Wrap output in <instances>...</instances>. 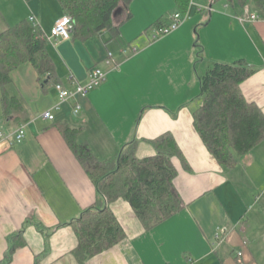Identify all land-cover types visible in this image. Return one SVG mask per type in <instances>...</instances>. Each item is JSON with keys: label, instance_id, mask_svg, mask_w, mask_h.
Segmentation results:
<instances>
[{"label": "crops", "instance_id": "1", "mask_svg": "<svg viewBox=\"0 0 264 264\" xmlns=\"http://www.w3.org/2000/svg\"><path fill=\"white\" fill-rule=\"evenodd\" d=\"M190 3V20L157 43L145 31L153 19L137 25L135 13L119 38L105 31L86 41L52 39L48 51L65 89L85 85L97 68L105 72L106 80L85 99L61 104L55 83L45 78L43 85L30 63L11 73L7 87L18 108L4 107L0 85V131L26 130L22 143L13 136L0 143V264H264V142L227 170L203 143L193 117L201 102L199 75L212 63L239 60L256 69L241 90L264 113V7L207 0L194 13L197 3ZM123 8L114 15L116 24L126 15ZM63 12L59 0H0V39L22 23H36L49 36ZM246 14L258 20L242 22ZM77 103L82 111L75 115ZM46 111L54 121L43 118ZM61 122L78 130V142L89 144L100 160L134 141L137 158L153 157L150 141L172 134L184 156L172 160L181 211L147 230L129 202L108 203L125 237L80 263L71 224L100 195Z\"/></svg>", "mask_w": 264, "mask_h": 264}, {"label": "trees", "instance_id": "2", "mask_svg": "<svg viewBox=\"0 0 264 264\" xmlns=\"http://www.w3.org/2000/svg\"><path fill=\"white\" fill-rule=\"evenodd\" d=\"M174 1L178 13L188 15L192 7L190 0ZM214 1H225L243 9L252 3L264 7V0ZM59 2L71 19L73 40L86 41L105 31L119 38L123 24L133 18V0ZM122 7L126 15L116 24L114 15ZM169 22L170 16L157 21L154 24L156 31ZM49 42L32 23L19 24L1 35L0 85L4 107H19V100L9 95L7 87L12 82L11 73L23 64L33 65L43 85L46 86L47 80L49 84H59L48 51ZM255 71L246 61L239 60L231 64L212 63L199 75L201 102L193 113L194 126L209 152L227 170L234 169L239 159L247 157L264 142V113L257 105L248 102L241 90V84ZM7 111L5 109V113ZM58 126L100 195L96 204L71 224L79 237L76 256L80 263L114 247L125 237L108 203L121 198L129 202L147 230L181 211L183 200L175 187L177 170L172 160L175 157L184 159V156L172 134L165 133L150 141L156 150L153 157L137 158L139 143L134 141L118 156L100 160L89 144L78 142V130L71 129L67 123L61 122Z\"/></svg>", "mask_w": 264, "mask_h": 264}, {"label": "built area", "instance_id": "3", "mask_svg": "<svg viewBox=\"0 0 264 264\" xmlns=\"http://www.w3.org/2000/svg\"><path fill=\"white\" fill-rule=\"evenodd\" d=\"M189 16L182 15L179 13H176L170 17V22L167 26L163 27L160 30L156 31V38L164 37L171 35L173 32L177 31L186 21L187 17ZM32 22H35V18H31ZM258 20V17L253 14H246L245 17L241 18L242 22H256ZM34 26L37 27L38 25L34 23ZM70 27H71V19L69 15L66 12H63L61 16L57 19L54 28L51 31V34L49 36H46L49 41H52V39H64L69 40L71 39L70 35ZM124 53H127L126 50ZM109 58H112V54L109 53ZM110 63V62H109ZM106 80V74L101 69H95L89 76L88 82L85 85L78 84L76 86V89L71 91L65 89L61 84H57L55 86L56 93L59 97V102L65 103L68 102L71 99H85L88 94L95 88L99 87L104 81ZM60 107L57 106L56 110H59ZM82 111V106L77 103L74 107V114L78 115ZM43 118L47 119L49 121H54L55 116L52 113V111H46L43 113ZM11 136L14 137L17 143H22L26 138V130L25 127H20L17 129L13 134H7L3 131H0V143L3 141H6ZM243 253L239 252L238 256H242Z\"/></svg>", "mask_w": 264, "mask_h": 264}, {"label": "rangeland", "instance_id": "4", "mask_svg": "<svg viewBox=\"0 0 264 264\" xmlns=\"http://www.w3.org/2000/svg\"><path fill=\"white\" fill-rule=\"evenodd\" d=\"M173 2H174L173 0H133V2L131 4V11H132L133 15L136 14L137 25H139V23L142 21L147 22L150 19H153L152 22H154L153 24H155L157 21H159L162 18L174 15L173 12L177 11L178 7ZM194 2L197 3V4L195 3L196 7H194V13H195V11L198 10L197 6H202V7L206 6L207 0H194ZM215 6H216V4H215ZM190 18H191V16L189 15L187 17L185 23H187L190 20ZM182 26L179 29H181ZM145 31H148L146 34L148 35L150 41L153 43H157V41H160V40L164 39L165 37L170 36V35H168V36H164V37L153 38L154 32H155V25L150 26ZM177 31H175V32H177ZM175 32H173L172 34H174ZM137 51H138V49H137ZM137 51L136 52L132 51L128 57L135 55L137 53Z\"/></svg>", "mask_w": 264, "mask_h": 264}]
</instances>
